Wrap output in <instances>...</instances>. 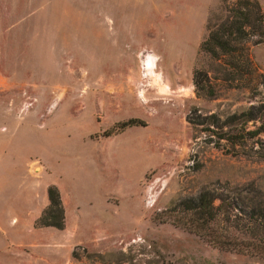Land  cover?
Returning <instances> with one entry per match:
<instances>
[{
	"label": "rangeland",
	"instance_id": "374dc122",
	"mask_svg": "<svg viewBox=\"0 0 264 264\" xmlns=\"http://www.w3.org/2000/svg\"><path fill=\"white\" fill-rule=\"evenodd\" d=\"M218 4L0 0V264H264L155 220L204 190L234 220L264 206V42L214 96L192 82ZM241 113L259 118L226 125ZM129 118L146 125L104 136ZM50 185L62 229L37 223Z\"/></svg>",
	"mask_w": 264,
	"mask_h": 264
},
{
	"label": "trees",
	"instance_id": "16d2710c",
	"mask_svg": "<svg viewBox=\"0 0 264 264\" xmlns=\"http://www.w3.org/2000/svg\"><path fill=\"white\" fill-rule=\"evenodd\" d=\"M254 44L264 42V8L258 0H219L216 9L209 12L205 22V36L199 45V62L193 72L192 82L197 96H214L212 83L218 80L231 84L246 74L256 71L245 43L252 38ZM260 114V113H259ZM259 118V115L241 113L233 115L228 124L243 123ZM145 126V121L129 118L113 124L104 136L119 133L130 126ZM264 133V121L250 132ZM225 136V135H223ZM224 138V137H220ZM49 204L37 219L44 227L62 229V204L56 186L48 187ZM219 200L218 203H215ZM233 202L215 197L204 190L195 197L180 200L163 210L155 220L168 221L172 225L194 233L206 243L221 251L234 252L264 259V206L253 202L250 209L242 211L246 217L234 218ZM233 216V218H232ZM242 227L232 231L231 228Z\"/></svg>",
	"mask_w": 264,
	"mask_h": 264
},
{
	"label": "bare ground",
	"instance_id": "6f19581e",
	"mask_svg": "<svg viewBox=\"0 0 264 264\" xmlns=\"http://www.w3.org/2000/svg\"><path fill=\"white\" fill-rule=\"evenodd\" d=\"M144 67L148 75L150 76L155 75V72H154L155 62L153 58H148L145 62ZM163 89L166 90L167 88H163Z\"/></svg>",
	"mask_w": 264,
	"mask_h": 264
}]
</instances>
